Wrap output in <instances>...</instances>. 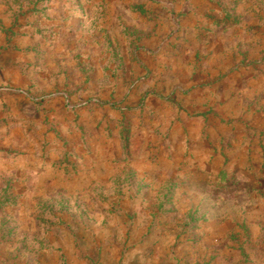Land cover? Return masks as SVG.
Wrapping results in <instances>:
<instances>
[{
    "label": "rangeland",
    "instance_id": "rangeland-1",
    "mask_svg": "<svg viewBox=\"0 0 264 264\" xmlns=\"http://www.w3.org/2000/svg\"><path fill=\"white\" fill-rule=\"evenodd\" d=\"M257 196L264 0H0V264H264Z\"/></svg>",
    "mask_w": 264,
    "mask_h": 264
},
{
    "label": "crops",
    "instance_id": "crops-1",
    "mask_svg": "<svg viewBox=\"0 0 264 264\" xmlns=\"http://www.w3.org/2000/svg\"><path fill=\"white\" fill-rule=\"evenodd\" d=\"M172 120H173V116L171 117H168V119H167V121H168V125H170L171 123H172ZM168 125H166L165 127H167ZM167 130V129H166ZM229 141L230 142H232L234 145H239L240 147H243V150H244V152L245 151H247V145H243L242 146V144L243 143H246L245 142V139H242V138H240L239 137V139H238V141H235V137H232V139L231 138H229ZM196 146V145H195ZM210 148V146L209 145H206V144H204V146H203V149L201 150V151H197L196 153H195V155L193 156V160L194 161H196V163H198V162H201V160L200 159H202V161H203V159L205 158V156H207L205 153H210V150H208ZM199 157V160H196V158H198ZM199 164V163H198ZM260 196H257L256 198H255V200H252V199H247L248 201L246 202L247 204H249V206H250V209H249V211H251L250 213L252 214H254V213H256V212H261L260 211V208H262L261 207V205L262 204H264V197L261 199V198H259ZM252 201H255V202H252ZM252 216H254V215H252Z\"/></svg>",
    "mask_w": 264,
    "mask_h": 264
}]
</instances>
